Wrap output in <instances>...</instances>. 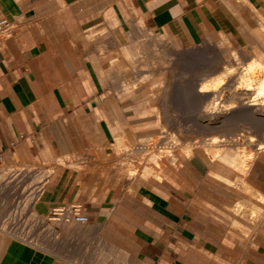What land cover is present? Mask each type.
<instances>
[{
	"label": "crops",
	"instance_id": "1",
	"mask_svg": "<svg viewBox=\"0 0 264 264\" xmlns=\"http://www.w3.org/2000/svg\"><path fill=\"white\" fill-rule=\"evenodd\" d=\"M211 1L0 0V155L42 170L53 165L44 173L0 171L13 181L36 176L22 206L48 240L46 250L0 225V264H70L67 257L76 251L67 250L77 238L52 221L53 209L70 204L87 217L80 229L123 235L146 264H264V217L252 226L229 211L237 202H260L211 170L201 173L194 157L178 158L160 177L149 164L123 182L120 160L112 170L100 166L131 154L124 148L150 130H131L133 96L146 89L123 91L121 55L140 35L173 37L194 23L217 25ZM140 108L143 114L146 104ZM259 153L242 180L264 198ZM145 169L146 179L138 181ZM40 217L48 218V231ZM232 221L250 235L234 232Z\"/></svg>",
	"mask_w": 264,
	"mask_h": 264
},
{
	"label": "rangeland",
	"instance_id": "2",
	"mask_svg": "<svg viewBox=\"0 0 264 264\" xmlns=\"http://www.w3.org/2000/svg\"><path fill=\"white\" fill-rule=\"evenodd\" d=\"M242 1L243 2H241V0H220V4H216V1L212 0L210 5L218 6L217 11L219 14L217 15V25L215 23H212L211 25H207L203 22L201 24L194 23L193 28L189 29V33L182 32L179 35L173 37H166L159 33H151V35H140V37H137L135 41L130 42V47L128 51L125 52L126 56L121 55L120 57L122 62V89L125 93L130 92L135 88H138L139 90L146 89L144 92L143 90L136 92V95L133 96L135 99V105L137 107L135 112L136 115L134 116L137 123H133L131 125V130L132 132H135L139 126L140 128L142 127L141 129L150 128V130L149 133L145 135H138L135 139V143H132L124 148L127 150L131 148V154L127 153L128 156L125 158L124 156L122 159L119 157L117 160H110L108 163L100 166L103 169L112 170L116 168V165L119 163L118 160H120V181L123 182L129 173H134L135 178L140 170L142 168H146L149 166V164L155 167L158 163H160V177L163 172H167L170 170V168H176L178 166V158L186 159L182 157H194L201 173L211 170L216 173V176H219L220 179L212 174V176L218 180L224 178L223 180L228 182V186H234L240 192L260 202L258 203L252 200H247V202L242 201L243 203L237 202L235 206L229 210L235 217H239L240 220L245 221L246 223L253 226L264 217V208L261 207L260 209L256 206L257 203L260 206H264V198L261 197V199L256 192H254V194H247L243 187L244 184L242 183V175L244 174L249 163L246 162L240 155H236L235 153L229 154L230 156H220L218 158H216V156H211L212 158L209 156V159L213 161L210 162L208 160L206 153L211 150H209L208 147H204V145L210 143L207 141L208 139H211L209 137L212 136L208 137V133L198 127L194 121V116L197 114V117H199L198 115H200V113L198 114L199 110H196L197 107L194 106L195 104L192 102L194 101L192 95L190 96V94L187 93L180 85L171 84L177 79H181L182 76H188V74L190 76L191 74L196 76L195 78L199 76V79L200 76H203L206 60L212 58V55H209L210 49H207L208 45L206 44H211V49H218L221 57L224 60H228L230 58L227 50L228 47L230 48V45H232L231 48L236 49L245 47V42L243 41L241 34L236 31L239 26L245 25L242 20V17H244L245 4L244 0ZM207 39L210 43L207 41ZM226 42L231 44L228 45ZM201 51H206L204 52L206 53V58L203 55L195 54L200 53ZM133 59L135 60V63L132 64ZM129 65L132 66V68H130V73L127 72ZM165 85L167 87L169 86V89ZM156 99H158L159 102ZM164 101L165 103H163ZM143 103L146 104L147 108L143 114H140V107L143 105ZM167 117L171 118V121ZM139 118H142L143 120H140ZM172 119H174V121ZM146 122H153V124L143 125ZM236 131H239L238 134L242 133L244 136L245 133L250 134L254 137V141L256 142H261V137L264 140V125L254 126L252 123L249 125L245 124L239 126L238 130L235 129L231 132L224 131L223 133L233 132L234 134L238 135ZM185 132L188 139H191L189 140L191 145H194L195 142L196 144L200 142V145L198 144L196 148H193L191 145H189V142L185 140L180 142V144L183 143V147L180 149L182 145L176 143V145L178 144L180 150L176 147L171 149L172 155L176 159H173L174 161H169L165 156L159 154L160 151L163 150L165 146H167L166 144L170 143L169 141L171 135H180V133L184 134ZM216 132H214L212 135L217 134L216 137H219L223 134L222 132ZM155 143H160L159 145L162 148L161 149L159 146L160 151L156 148V150L154 148L152 149L151 146ZM184 145H186V147ZM149 146L150 151H145L146 148H149ZM135 147H145V150H137ZM186 148L189 149L188 151L193 152L192 156L189 154V152H184V154L182 152V154L180 153V151H183V149L187 150ZM226 149L230 150L229 147H226ZM136 150L137 152H134ZM253 152L254 154L259 152L262 153L261 151L256 152L254 150ZM124 153L126 152H123V154ZM60 163H64V159H62V161H58L56 164ZM1 166L2 170L5 169L6 171L21 168L30 169L32 171L42 170V168L39 169L35 168L34 166L20 164L15 159L9 161L8 163V161L4 160L0 155V168ZM52 167L53 165L43 168L44 170H42L41 173L51 171ZM206 173L209 174L208 172ZM146 174L147 170L145 169L144 173H141V177L138 179V181L146 179ZM233 177V183L226 180H231ZM36 179V176L30 175L25 179L13 181L11 180L9 173L0 175V225L1 229L8 233H13L15 230H18L19 234L24 237L26 242L47 250V233L42 230V228L39 227L37 223L34 224V217L30 218V209L22 206V204L27 202L26 200L32 196V192H29L28 189L29 186L36 181ZM43 179L44 178H41L40 180L43 181ZM224 181L223 183H225ZM255 194H257V196ZM238 203H241V205L243 204L245 206L241 212L236 210ZM47 219L48 218L40 217V220L46 224H48ZM61 219V217H57L52 221L54 222V220H58L60 227L62 229L66 228V230H64L66 233H71V231H73L75 237L77 238V240L73 241L72 249L71 246H69L67 250V252H71L73 250L76 251L72 252L71 255L67 257V260L70 261V264H146V261L140 260L141 258L138 256L136 247L123 235L118 236L110 232H101L96 228H84L83 230L80 228L75 229L73 228L74 223H66L64 218L62 220ZM232 228L234 232H241L244 234V236H249L251 233L250 231H247L245 228H243L240 224L233 221ZM60 252H65L64 247L61 245ZM62 258V260L66 259L64 256H62Z\"/></svg>",
	"mask_w": 264,
	"mask_h": 264
},
{
	"label": "bare ground",
	"instance_id": "3",
	"mask_svg": "<svg viewBox=\"0 0 264 264\" xmlns=\"http://www.w3.org/2000/svg\"><path fill=\"white\" fill-rule=\"evenodd\" d=\"M241 2L243 1L241 0ZM244 4H245L244 6L245 11H244V17H242V20L245 25L239 26L236 31H238V33L241 34V37L243 41L245 42V47L240 48V49L231 48L232 46L230 45L231 43L229 44V42H226V44L230 45V48L229 47L227 48L230 58L228 60H224L221 57V54L218 49H211L210 48L211 44H206L208 45L207 49L208 50L210 49L209 55L211 54L212 58L210 57L211 59L206 60V65L204 66L203 76L202 77L200 76V79L198 78L199 77L198 76L197 77L198 80H197V78H195L196 76L192 74L190 76L187 73L188 76L186 77L182 76L181 79H177L176 81L171 83L172 85L173 84L180 85L181 87H183V89L187 93L190 94V96L192 95L193 97L194 101L192 102H194L195 104L193 105L197 107L196 110H199L198 114L200 113V115H198L199 117H197V114L194 116V121L198 127H200L201 129H203L205 132L208 133V137L212 136V137H209L211 139H208L207 141L208 143L209 142L210 143L204 145V147H208L209 150H211L206 153V156H208V160L210 162L213 160H210L209 156L210 157L216 156V158H218L220 156H230L229 154L235 153L236 155H240L246 162L250 163V160L254 156L253 150L256 152L264 151V140L262 139V137H261V142H256L254 141V137L248 133L247 134L245 133V136L241 132L240 133L242 135L238 134L239 131H236L238 135L234 134L233 132L230 133L231 131H234L235 129L238 130L239 126L245 125V124L249 125L252 123L254 124V126L264 125V0H244ZM204 52L206 51H203V52L201 51L200 53H195V54L203 55L206 58L205 56L206 53ZM158 99L156 100L159 102ZM163 103H165V101ZM163 109H166V108H163ZM167 112H164V113H167ZM169 119L171 121V118ZM172 120L174 121V119ZM216 131L218 133L220 132L223 133L224 131L225 132L230 131V132L223 133L221 136L216 137L217 135ZM214 132H216L215 133L216 135H212L214 134ZM185 140H187L188 142L189 140H191V139H188L186 132L184 134L180 133V135H171L170 141H169L170 143H167L166 144L167 146H165L164 148L165 151L164 149L160 151L159 149L160 143L159 144L155 143L151 147L152 149L153 148L159 149L160 151L159 154H162V156H165L166 159H168L169 161H174L176 159L172 155L171 149L175 147L179 149L178 144L176 145V143L180 144L181 141H185ZM198 144H196L195 142L194 145L193 144L191 145V143L189 142V145H191L193 148H196ZM184 146L186 147V145ZM182 147L183 145L180 147V149ZM226 147H229L230 150H227ZM247 147H249L250 149ZM144 148L145 147H141V149L145 150ZM147 150L150 151V146L149 148H146L145 151ZM188 150L189 149L187 150L183 149V151H180V153L182 152L184 154V152H189V154L192 156L193 152L188 151ZM182 158H187V157H182ZM156 168L161 170L160 163L156 165ZM1 170H2V166L0 168V171ZM243 187L246 190L247 194H254L253 190L249 189L246 186H243ZM255 195L257 196V194ZM244 207L245 206L243 204L241 205L239 203V205H237L236 210L238 212H241ZM40 224L45 230L48 231L49 227L44 222H40ZM78 226H79L78 224H74L73 228L79 229Z\"/></svg>",
	"mask_w": 264,
	"mask_h": 264
},
{
	"label": "built area",
	"instance_id": "4",
	"mask_svg": "<svg viewBox=\"0 0 264 264\" xmlns=\"http://www.w3.org/2000/svg\"><path fill=\"white\" fill-rule=\"evenodd\" d=\"M5 24L4 19H0V28ZM53 216L64 218L65 222L82 225L87 222V217L82 213L79 205L70 204L52 210Z\"/></svg>",
	"mask_w": 264,
	"mask_h": 264
}]
</instances>
